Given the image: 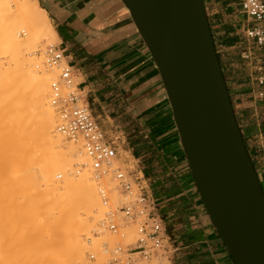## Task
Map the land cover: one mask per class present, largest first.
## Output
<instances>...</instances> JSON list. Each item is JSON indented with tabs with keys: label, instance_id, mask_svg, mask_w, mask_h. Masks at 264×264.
I'll return each instance as SVG.
<instances>
[{
	"label": "crops",
	"instance_id": "obj_1",
	"mask_svg": "<svg viewBox=\"0 0 264 264\" xmlns=\"http://www.w3.org/2000/svg\"><path fill=\"white\" fill-rule=\"evenodd\" d=\"M264 2V0H262ZM94 117L148 179L170 264H235L199 194L160 73L121 0H38ZM244 0H204L248 151L264 187V45ZM110 136V135H109Z\"/></svg>",
	"mask_w": 264,
	"mask_h": 264
},
{
	"label": "water",
	"instance_id": "obj_2",
	"mask_svg": "<svg viewBox=\"0 0 264 264\" xmlns=\"http://www.w3.org/2000/svg\"><path fill=\"white\" fill-rule=\"evenodd\" d=\"M160 73L199 194L235 264H264V189L204 0H121Z\"/></svg>",
	"mask_w": 264,
	"mask_h": 264
},
{
	"label": "rangeland",
	"instance_id": "obj_3",
	"mask_svg": "<svg viewBox=\"0 0 264 264\" xmlns=\"http://www.w3.org/2000/svg\"><path fill=\"white\" fill-rule=\"evenodd\" d=\"M0 2V67L2 69L6 68L8 72H13L18 84L11 92V97L6 95L7 99L4 96L3 99L6 102L4 103L3 100V105L11 104V107L17 103L20 104L24 98L29 99L30 96L35 100L38 84L45 80L50 82V99H45V104L48 103L49 109L44 107V110H41L39 114L34 109L35 105H27L28 107L22 105H20L22 107H18L16 105L13 107L17 110H14L12 123L16 124L18 116L27 113L28 119L24 124L31 126L29 133L31 132L30 136L32 138L28 136L27 139L21 140L23 146H32L34 149L40 148L41 151H30L27 155L28 162L32 166L29 185L24 187L18 176L12 181L14 185L13 197L8 196L5 192H0L1 248L6 242L5 240L11 242V246L7 244V247L11 248L6 249L7 247H5L6 250L0 248V254L3 251L5 253L12 252V259H10L12 262L8 261L6 264H108L112 255L109 252L107 253L104 245L107 244L111 251L117 243L128 245L135 242L137 227L135 224L124 222V228L120 230V235H114L108 231L107 214L110 211H115L123 203V197L117 190L111 175L98 180L95 178L90 159L91 166H85L87 168L78 167L79 164L76 163L75 159H72V163L67 161V157L58 159L57 155H54L55 151L48 149L46 143L35 141V139H39L37 130L39 126L41 127L43 119L49 115L48 110H50L56 120L55 134L64 138L68 144L81 146L83 154L85 153L82 141H71L58 132L59 115L51 106L52 84L59 81L60 69L48 65L45 51L50 45H58V41L45 38L41 40L32 39L29 40L28 45H20L21 38L16 37L13 31L14 28L22 27L25 22L23 19L19 17L17 19L16 16L10 14L14 10L9 5ZM21 37L27 38L23 33ZM19 57L21 58L19 59ZM30 66H33L40 73L32 75L26 81L23 79V72ZM12 77L8 74L4 75L0 80V84L10 82ZM78 83L79 80H75V84ZM33 118L34 120H32ZM8 122L2 124L8 125ZM109 135L111 137L117 136L114 132H109ZM2 138V135H0L1 140ZM16 138H18L17 134L13 138L10 136L9 141L5 143L3 148L0 147V161L15 154L14 142ZM1 140L0 145H2ZM120 146L115 165L120 166L122 169H130L132 167L130 162L134 159L131 154L126 152L123 144ZM88 168L91 171H89L90 175L88 174L87 181L93 186L101 201V205L91 211V215L94 216L95 214L98 217L97 220H94V218L87 219L84 210H82L87 203V200L81 197V192L84 190L83 185L72 184L70 187L66 185V179L70 174H83ZM62 173H64V177L61 176ZM54 187L57 188V191H54ZM67 187L68 190L65 189ZM102 188L107 193L105 198L100 193ZM71 199L74 200L70 202ZM119 219L121 220V218ZM3 223L4 225H2ZM121 225H123L122 222ZM9 232L10 236L8 235ZM57 257L59 258L57 259ZM0 262L2 263L1 260ZM150 264L170 263L167 257H159Z\"/></svg>",
	"mask_w": 264,
	"mask_h": 264
},
{
	"label": "built area",
	"instance_id": "obj_4",
	"mask_svg": "<svg viewBox=\"0 0 264 264\" xmlns=\"http://www.w3.org/2000/svg\"><path fill=\"white\" fill-rule=\"evenodd\" d=\"M243 10L255 22L264 23L262 0H244ZM247 36L259 45H264L263 28H251L247 31ZM45 54L48 63L60 69L59 81L52 85V104L59 115L58 131L71 141L83 142V148L92 162L95 178L100 180L111 175L123 197L122 205L107 214V229L114 235H120L121 229L116 224L119 218L137 227L135 242L128 245L117 243L111 251L107 244L104 245L107 253L112 255L108 264H150L154 259L167 257L169 238L163 220L156 211V203L144 170L135 160L130 162V169L115 165L120 145L123 144L121 138L107 135L99 125L85 101L84 91L75 84L74 70L67 61L66 52L50 45ZM261 83H264V77ZM100 192L105 198L107 193L104 188Z\"/></svg>",
	"mask_w": 264,
	"mask_h": 264
},
{
	"label": "bare ground",
	"instance_id": "obj_5",
	"mask_svg": "<svg viewBox=\"0 0 264 264\" xmlns=\"http://www.w3.org/2000/svg\"><path fill=\"white\" fill-rule=\"evenodd\" d=\"M0 1L6 3L7 5H9V7H11L14 10L13 11L14 14L10 13L11 15H13L14 17L16 16L17 19L19 17V18L23 19L25 22L22 27L14 28V31H13L14 34L16 35V37H18L19 39L21 38V41L19 43L20 45L26 46V45H28L27 43L29 42V40H32V39L33 40H41V39L45 38L48 40L50 39V40L59 41L57 34H56V32H55V30H54V28H53V26H52V24L48 18L46 11L40 7L38 0H0ZM10 11H12V10H10ZM4 17H6V16H4ZM1 18H3V17H1ZM22 33L27 38H22L21 37ZM52 46L58 47L57 45L56 46L52 45ZM20 58L21 57H19V59ZM47 63H48V61H47ZM48 65L52 66L49 63H48ZM52 67H57V66H52ZM39 73H40V71L36 70L33 66H30V68L26 69V71L23 72V79H25L27 81V79H29L32 75H34V74L37 75ZM7 74L10 75V77H12V74H13V77L11 78L10 82H8L6 84H0V135H2V137H3L2 140L0 139L1 143H2V145H0L1 149L3 148L5 143L7 141H9L10 136H12V138H13V136H15V134H17L18 138H16V140L14 142L15 148H16L15 154H12L9 158L6 157L0 161V192H5V194L7 193L8 196L13 197L14 196V189H13L14 187L13 186L14 185H13L12 181L16 177H18V176L20 177L24 187L29 185V178H30L29 175H30V171H31L32 166H31V163L28 162L29 158L27 157V155L30 153V151L31 152L41 151L40 148L34 149V148H32V146H23L21 140L25 139L28 136L31 137L30 136L31 132L29 133L31 126L29 127V126L24 124L26 119H28L27 113H23V114L19 115L16 124L12 123V121L14 120L12 118V116L14 115L13 114L14 110H17L13 107H15L16 105H18V107H22V106L28 107L27 105H29V106L35 105L34 109H36V111L39 112V114H40L41 110H44V107H47L49 109L48 103L45 104V99H50L49 98L50 82H48V80H45V81H42L38 84V87L36 89V91H37L36 97L34 98L35 100H33V98H31V96H30L29 99H32L31 101L29 99L24 98L20 104L17 103L11 107H10L11 104L4 106L3 104L6 102V100L3 99L4 96L6 97V95H7V97H11L10 96V95H12L11 92H13L15 87L18 85L17 79H15L14 73L8 72V71H6V68L2 69V67H0V80L4 75H7ZM23 95H24V93H23ZM3 100H4V103H3ZM32 101H33V103H32ZM20 105H22V106H20ZM32 106H31V108H32ZM51 106L53 107V109H55L57 111L55 106L52 104V99H51ZM48 111H49L48 112L49 115L47 114L48 116L43 119L41 127L39 126L38 130L36 128V130L38 131L39 139L37 138V139H35V141H40L41 143H46L48 149H53L55 151L54 155H57L58 159L67 157V161H69V163H72V161H73L72 159H75L77 161L76 163L79 164L78 167L79 166H81V167L91 166L89 163L90 158L87 154L86 155L88 157L85 155L86 152L83 154L82 149L80 148L81 146L79 147V146H75L74 144H70V143L68 144L65 142L64 138H62L60 135L55 134V131H56L55 130V122H56L55 116L52 112H50V110H48ZM34 113H36V112H34ZM35 115H37V114H35ZM32 120H34V118ZM3 122H8L9 124L3 125L2 124ZM35 134H37V133H35ZM36 143H38V142H36ZM68 165L70 166L71 164H68ZM87 167H85V168H87ZM15 169H17L18 171H16ZM89 171H91L90 168H88L87 171H85L83 174H79V173L78 174H70V176L67 177L68 179H66V185H69L68 187H70V185H72V184L83 185L84 190L81 192V197L83 199H86L87 203L82 208V210H84V212L87 216V219H90V218L93 219L94 218V220L95 219L97 220L98 217L95 214H94V216L91 215V211L95 207L100 206L101 201L98 198V196L96 195V191L93 188V186L91 184H89L87 181L89 178L88 177ZM61 176L64 177V173H62ZM68 187L65 189L68 190ZM54 189H55L54 191H57L56 190L57 188L54 187ZM42 193H44V192H42ZM43 197H44V195H43ZM72 200H74V199H71L70 202H72ZM121 222L123 223V225H121ZM116 224L119 225L120 229L124 228V221L123 220L117 219ZM2 225H4V223ZM4 228H6V227L4 226ZM108 231H110V230L108 229ZM8 235L9 236L11 235L10 232ZM5 236H7V235H5ZM5 241H6L5 243L3 242L5 245L3 244L2 248H1L2 243H0V248L3 250L11 248V247H7L8 245L11 246L10 240L9 241L5 240ZM9 242H10V244H9ZM5 247H7V248L5 249ZM7 251H9V250H7ZM9 252L5 253V251H3L2 252L3 255H2V253L0 254V260L2 261V263L0 262V264H3V263L6 264V263H8V261L12 262V260H10V259H12V256H11L12 252L11 251H9ZM58 258L59 257H57V259Z\"/></svg>",
	"mask_w": 264,
	"mask_h": 264
},
{
	"label": "trees",
	"instance_id": "obj_6",
	"mask_svg": "<svg viewBox=\"0 0 264 264\" xmlns=\"http://www.w3.org/2000/svg\"><path fill=\"white\" fill-rule=\"evenodd\" d=\"M263 186V185H262ZM263 189H264V187H263Z\"/></svg>",
	"mask_w": 264,
	"mask_h": 264
}]
</instances>
